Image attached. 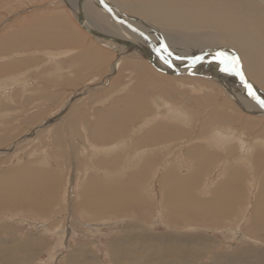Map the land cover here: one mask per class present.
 I'll list each match as a JSON object with an SVG mask.
<instances>
[{"label":"bare ground","instance_id":"bare-ground-1","mask_svg":"<svg viewBox=\"0 0 264 264\" xmlns=\"http://www.w3.org/2000/svg\"><path fill=\"white\" fill-rule=\"evenodd\" d=\"M58 3L63 8L66 6L62 10L58 8V15L47 19L22 17L23 26H15L3 35L0 58L5 62L0 65V77L5 76L9 81L1 83L0 98L16 99L18 108L14 109L23 110H29L36 102L39 107L48 101L60 104L70 96L61 90L68 88L67 91L75 94L80 84L87 83L83 89L91 94L99 86H94L96 80L105 77L111 80L109 97L123 93L108 108L95 111L93 119L74 110L72 104L57 123L61 127L55 128L53 124L52 145L58 149H52L55 157L62 156V148L66 150L71 145L70 136L74 135L76 141L82 142V155L88 152L87 147L102 154L91 165L105 170V181L95 175L96 179L91 176L83 184L81 198L70 210L78 221L75 222L86 218L104 222L94 224L96 233L106 224L111 227L126 223L122 236L107 240L106 255L110 257V264H264V251L250 244V241L257 243L264 233V107L248 94L239 76L222 71V65L214 59L219 52L239 57L245 80L264 99V0H64ZM0 22L5 23L2 18ZM162 42L168 46L171 57L157 53ZM84 45L87 47L83 48ZM32 47L48 60L69 67L67 73H58L59 69L54 67L37 71L33 79L11 76L38 63L37 56L23 54ZM50 48L64 50L52 52ZM198 56L203 59L193 63L192 58ZM86 72H95L90 81L86 79L91 75L85 76ZM26 79L32 85L21 88L19 81ZM125 79L128 82L124 84ZM184 84L190 86L186 88ZM90 85H93L91 89ZM25 90L31 94L21 104L18 98ZM189 91L200 95L194 98ZM8 105L0 100V131L3 132L14 129L15 124L7 120L12 116L11 112L5 113L11 109ZM136 122L142 124L130 131ZM15 132L13 140L17 137ZM132 132L131 139H135L127 147ZM6 135L0 133V149L9 143ZM186 138H190V146L187 154L184 150L181 152V157L188 162L187 173L183 175L175 170L174 175L168 168L158 177L161 166L152 165L150 155L160 145L164 151L182 150ZM177 141L180 147L175 144L167 150L164 148ZM73 143L77 153L79 146L75 140ZM121 155L126 162H121ZM135 162L138 170L126 172L130 166L135 167ZM30 163L0 175V221L3 212L34 214L37 218L30 224L36 230L64 242L65 237L76 235L75 230L71 231L75 222L61 228L46 225L49 215L62 210L51 211L58 203L62 204L59 202L60 177L54 170H41ZM135 186L145 188L149 196L157 194L159 203ZM248 198L253 200L250 208ZM246 213L249 223L246 222L248 230L243 236L239 226L245 221ZM239 214L243 219L237 223ZM111 219L118 221L112 223ZM7 222H0V264H34L40 260L44 246L50 244L48 236L17 238L16 231L12 233ZM155 225H162L166 232H151L149 227ZM6 233L9 236L5 237ZM218 233L223 239L214 235ZM228 237L239 243L244 240L250 243L239 250L235 243L227 242L232 252H222L223 241ZM91 247L89 242L74 247L67 254L66 264H102V255Z\"/></svg>","mask_w":264,"mask_h":264},{"label":"rangeland","instance_id":"rangeland-1","mask_svg":"<svg viewBox=\"0 0 264 264\" xmlns=\"http://www.w3.org/2000/svg\"><path fill=\"white\" fill-rule=\"evenodd\" d=\"M62 1L64 2V0H55V1L54 0H0V19L2 18V20L5 21V23L4 22H2V23L0 22L1 23L0 29L3 26H5L6 24L8 25L4 31L0 32V40H2L4 38V36H6L7 34H9V32L12 31L15 26L16 27L17 26L18 27L23 26L24 22H23V24H21L22 23L21 21L24 20V19L27 20V18H30V17H31V19H33V18H36V19H47V18H51L52 16L58 15L60 9L62 10V9H65L66 8L65 5H64V8H63V6H62L63 4L58 3V2H62ZM50 2H52V4ZM68 5H69V3H68ZM58 8H60V9H58ZM26 16H28V17H26ZM22 17L23 18L26 17V18L22 19ZM18 18L19 19L21 18V19H20L19 22H16V20ZM25 25H27V24H25ZM29 25H30V23H29ZM84 47H87V46L84 45L83 48ZM52 49L50 48V51H52V52H56V50L57 51L58 50L59 51H63L64 50V48H58V49L57 48H55V49L52 48ZM47 50H49V49H47ZM37 51H38V49L32 47V48L26 50V52L23 53L26 56H31V55H33V57L34 56L35 57L37 56L36 59H35L38 62V63L36 62L37 64L32 65L30 68L23 69L20 72H17L16 71L11 76L14 75L15 77H18V78H19V76H21V77H25L26 76V78H29L30 77L31 79H33V78H35V76L37 74L36 73L37 71L46 70L47 68H48V70H52L54 67H57V69H59V70H56V72H58V73H62L61 71H63L64 74L67 73L69 67L61 66L60 63H58V62H55L54 63V61H52L51 59L48 60L49 58L47 56H45L44 54L42 55V52H39L38 53ZM35 52L37 53V55H36ZM1 55H3V54L0 53V56ZM22 55H19V56L21 57ZM4 62H5V60L2 59V58H0V65L1 64H4ZM88 73L91 75V78H87L86 80L90 81V79H92L93 76L95 75V72L94 73L93 72L92 73L91 72H86L85 76L86 75H89ZM4 78H5V76L0 77V85H2L4 81H6V82L9 81V80H6ZM107 80H106V77H105V79L102 78V80H96V83L94 84V86H97V85H99V86L98 87H95V90H93L94 93L92 92L91 94H87L88 93L87 89H83L84 86L87 87V83L84 84L83 86L80 84L78 86V88H76V91L77 92L75 94H71L70 91H67L68 88L66 87L67 89H63L60 92H64V93H66L67 96H69V95L70 96L66 100L65 99H62L61 100L62 102L60 101L61 102L60 104L57 103V102H55L53 104L52 102H49L48 101L47 103L44 104L43 107L42 106L39 107L38 106L39 105L38 102H36V104L34 103V104H31L29 106V110H27V109L26 110H23L22 108H20V109H14V108H18V107H16V101H15L16 99L14 101L13 100L10 101L8 98L6 100L4 98V96H2V98H0V100L5 101L6 104H9L7 106L8 108H11V109H8L5 112L6 114H11L12 113L11 114L12 116H9L7 118V120H9L8 122H10L12 124L15 123L14 124V129L12 128V130H8L6 132L5 131L4 132L3 131H0V133H2V134H5V135L7 134L6 136L7 137L9 136L8 137V140L9 139L11 140V141L10 140L9 141L7 140V142H9V143L6 144L7 143L6 142L5 143L6 145L5 146L3 145V148L0 149L2 151V152L0 151L1 152L0 153V170H1L0 173L2 172V174H0V175L9 174L7 172L15 171V169H18V168L22 167L24 164L26 165L27 162H31L30 163L31 166H33L35 168H38V169L42 168L41 170H47L46 168H48L50 170H54V172H56L59 175V177H60V180H61V184H60V186H61V188H60L61 189V193H60V196H61V198L59 199V202L62 203V204H59L58 203V205L52 207L51 211L54 210L52 212H56V211H59L61 209L62 210L60 211L61 213L60 212L59 213H55V214L53 213L52 216L49 215V219L50 220L47 221L48 223L46 222L47 228L48 227L49 228L50 227L53 228V226L54 227H59V228H61L60 226H62V227H64V226L65 227L72 226L73 223L75 221H77V220L76 219L74 220V217H72L70 210H72V207L74 206V202L76 200H79L78 199L79 197L81 198V196H80L81 194L80 193L83 190L82 187L83 188L85 187L84 185L87 184V181H88V179L91 176H94V178L96 179L95 175H98L99 178H101V181H105L104 178H103L104 177L105 170L102 169V168L96 169L95 167H93L91 165V162L94 161L93 159H95V160H97L98 158L100 159V157L102 156V154L101 155L96 154L95 151L91 149V147H87L88 148V152H84V155H82L81 149H80V144L82 142L81 141L80 142L76 141V139H75L76 136L74 135V136H70L72 138L71 145L70 146L69 145L67 146V144H65V146H67L66 147V150H65V147L63 145V147H64V148H62V152H64L62 154L63 157L61 156V157L57 158V156L55 157V154L53 155V153H56V152L53 151L55 149H54V147H53L54 145H52V143L54 144L53 138H55V137H53V134H54V132H53V129H54L53 124L55 125V128L56 127H61V126L58 125L59 124L58 122L60 121V119L62 118V116L65 115V113L68 112L67 110H69L72 107L71 106L72 104L74 106L73 107L74 110H77L78 109L77 111H81L83 114L87 115V117L89 116L90 119H91V117L93 119L95 117L94 115H96V112L95 111H97V110H104V109L108 108L110 105H112V103L116 102L115 99H117L119 96L120 97L123 96V93L121 92L122 94L121 93L120 94L117 93V94H114V95L113 94H110V97H109L108 96L109 95V92L108 91H110L111 80L109 81V78ZM27 81H28V83H27ZM112 81H114V80H112ZM31 82L32 81H30L29 79L28 80L26 79V80H23V81L22 80L19 81L21 88H27L29 85H32ZM127 82L128 81L125 79L124 84L127 83ZM193 84H195V83H193ZM11 85H12V83L9 84L10 87H11ZM184 86L187 88L190 85L189 84H184ZM92 87H93V85L92 86L90 85V89ZM151 89H153V88H151ZM0 93H1V90H0ZM189 93H190V96H192L194 98H197L200 95L199 92L189 91ZM194 93H195V95H194ZM30 94H31V91L25 90V92L22 93V97H19L18 98V102L22 104L24 102L25 98L28 97ZM103 95H104V97H103ZM107 96H108V98H107ZM71 97H73V98H71ZM149 97L151 98L152 96L149 95ZM70 99H71V102L69 103V100ZM182 99L186 101V98H182ZM88 100H90V101L88 102ZM150 100H154V98H151ZM111 101H113V102L111 103ZM67 103H69V105ZM155 105H156L155 103L152 104V107H153L152 110H153L154 114L157 111ZM44 109H46V110H44ZM42 110H44L45 112H43ZM83 111H85V112H83ZM42 113H43V115H42ZM41 115H42V119H41ZM74 122H75V120H74ZM139 124L141 125L142 123L141 122L134 123V127H132L130 129V131H132L135 128L137 129L140 126ZM52 126H53V128H52ZM40 127H46L47 129L46 128L41 129ZM49 127L51 128V130H49ZM79 129H80V127H79ZM24 131H25V133H22ZM26 131H28V132H26ZM13 132L17 133V137H16L15 140H13V136H12V133ZM32 132H34V134L33 135H30V134H32ZM28 135H30L31 137H26ZM48 135L49 136L51 135V138L47 137ZM132 135H134L133 132L130 134V139L127 141V147L129 146V144L131 143V141H133L135 139V137L133 138V140L131 139ZM35 138L38 139V140H36ZM39 138H41V140ZM17 139H19L20 142H18L19 140L16 141ZM50 139H52V140H50ZM24 140L25 141L26 140L28 141V142L26 141V144H28L29 141L31 143H29L28 145H26ZM31 140H33L34 142L32 143ZM73 140H75V142L79 146L77 153L75 152V149H74ZM22 141H23V143H22ZM82 141H83V139H82ZM186 141H187V143L185 145L186 147L183 146L182 150H179V151L178 150H175V152H173V151L171 152L170 151L171 149H170L168 151H164L162 149L163 146L160 145L157 148L159 150L155 151L154 153H152L150 155V161H151L152 165H155V167L161 166V173L158 174V177L161 176L162 171H163V175H164V173L166 172V169H168V168L171 169L170 170V173L171 174H174V175H176V171H178L180 173H183V175H185L187 173V171H188V162H187V160L184 157H181L182 156V153L181 152H183V150H184V153H186V154L188 153L186 150L189 149L188 147L190 146V144L188 142L190 141V138H186ZM17 142H18V144L19 143H22V144H19L18 145V144H16ZM175 144H176V146H175ZM16 145L19 146L22 149H19V147H17ZM21 145H23V146L21 147ZM171 146L172 147L173 146L180 147V144L177 141V142L171 143L168 146H165L164 148L167 150V149L171 148ZM73 149H74V152H73ZM57 150L58 149L56 148L55 151H57ZM16 151H18V152H16ZM33 151H34V153H33ZM85 151H86V149H85ZM92 151H93V155L96 156V157H94L92 155ZM30 153H33V154H30ZM23 155H25V156H23ZM76 155H77V157H76ZM97 155H99L100 157L97 156ZM122 157H123V155H121V157H120L121 162H123V161L126 162L127 159H121ZM83 159H84V161H82ZM131 159H133V158H131ZM58 160H61V162L58 161ZM129 162H132V161L130 160ZM136 163L137 162H135V167L134 166H130V168H128L129 171L127 170L126 172H132V173H133V171L136 172L138 170V166H137L138 163L137 164ZM57 164H58V166H57ZM162 169H164V170H162ZM61 178H64V179H61ZM215 178H216V176L213 177L209 182H207V184L210 185L211 181L213 179H215ZM112 179H113V176H112ZM155 182H156V180H155ZM135 184H137V183H135ZM135 187H137V190L139 189V191H141V193H143L142 191L145 190V188L144 189L142 188V190H141V187H139V188H138V186H135ZM145 194H146V196H149V194L146 192V190H145ZM248 197H250L249 196V193H248ZM149 199L150 200L152 199L154 202L157 201L159 203V199L160 198L158 197L157 194L154 195V193H153V195H150L149 196ZM251 199L252 198H248V200H250L249 201L250 202V205L248 206V208H250L252 206L251 203L253 202V200H251ZM71 204H73V205H71ZM67 207H68V209H67ZM63 209H65V210H63ZM155 209H156V207H155ZM15 213L14 214L13 213H8V212L1 213V215L4 214L3 215L4 217L2 216L0 222L6 224V222L8 221L7 222V225L11 227L12 233L14 231H16L17 238L24 239L23 237H25L26 235H30V236H33V237L41 236V237H44V238L46 237V235L48 236L47 237L48 238L47 239V242H49L50 244L49 245L47 244L46 246H44V249L45 250L43 251L42 257L37 262L35 261L34 264H66V257H67L68 252L70 250H73V248L74 247H77L78 245L79 246L83 245L84 242L91 243L93 245V247H91L90 249H92V250L97 249V250H94V252H96L98 254L100 253L102 255L101 256L102 264H110V261H109L110 260V257L106 255V254H108V251L106 250L107 249V245H106L107 240L112 239V238H116V237H120L126 231L125 226H124V225H126V223H124V225L118 223V224H116L114 226H111V227L107 226V224L104 225V226H101L99 228L100 231H97V233H96V232H94L93 228H95V225H94L95 223L96 224L100 223L99 220L96 221V222H94L95 220L92 221L91 219L86 218V220L83 219L84 220L83 221L81 219L82 221H80L79 218H78L79 223H81V222L82 223L79 224V223H77L78 222L77 221V222H75L76 224L74 223V225H73L74 227L73 226L71 227V231L72 230H75L74 233H76L77 236L76 235L75 236H70L71 238L65 237L67 239L64 238V242H63L57 236L56 237L55 236L52 237L50 235V233H46V232L44 233L43 232V234H42L40 230H36V228L33 227V225L30 224V222H33L37 218L34 214L33 215L30 214V216H29V214L24 213L22 211L21 212L20 211L19 212H15ZM247 213H246L245 221L242 223V226H239V229H242V235L243 236L246 234V232L248 230V228H246L247 225H248L247 223H249L248 222L249 216H248ZM58 214H60V215H58ZM62 214H63V216H62ZM239 216H240V214H239ZM239 216H238V218L236 220L237 223L241 222V220L243 219L242 218V215L240 217ZM108 219H110V218H108ZM68 221H70L71 224H70V222L68 223ZM117 221L116 220L113 221L111 219V222L112 223L113 222L117 223ZM36 222L40 223V220L37 219ZM111 222H109V223L111 224ZM103 223L104 222H101L100 225L103 224ZM201 223H202L203 226L204 225L206 226V224L204 222H201ZM237 223H235L233 225H236ZM50 224H52V225L49 226ZM77 224H78V227H77ZM115 227H117V228H115ZM88 228H91V229H88ZM112 228H113V230H112ZM62 229H64V228H62ZM149 229H150L151 232L156 233V234L164 233L167 230L162 225H155L153 227H149ZM39 231H40V233H38ZM112 231H114V232H112ZM8 234L9 233H6L5 234V237L6 236H9ZM214 235L216 237H219L220 236V233L214 234ZM113 236H115V237H113ZM228 236H230V235H228ZM91 237H92V239L93 238L94 239L92 240ZM220 237L222 238V236H220ZM246 237H249V236L247 235ZM52 239H54V240H52ZM228 239L227 240L224 239V241H223L222 252H224V251H226L227 253L232 252V248H230V247L227 248V246H226L227 242L228 243H230V242L231 243H235L236 249H239V250H241L242 248H246L247 245L251 242L250 244L253 245L255 248H258V249H261V250L264 251V233H261V235L258 237V239H257L258 242L257 243H253V241H250L249 242L248 240H246V241L244 240L243 242H240L239 243L237 241H233L231 237H228ZM60 241H61V243H59ZM62 242H63V247L61 246ZM70 242H72V243H70ZM65 244H66V246H65ZM57 246H58L59 249L56 248ZM64 246L67 249H65ZM71 247H72V249H71ZM56 253H57V255H56ZM53 255H55V256L53 257ZM53 258H55V260ZM104 258H105V260H104ZM52 260H53V262H52Z\"/></svg>","mask_w":264,"mask_h":264},{"label":"snow or ice","instance_id":"snow-or-ice-1","mask_svg":"<svg viewBox=\"0 0 264 264\" xmlns=\"http://www.w3.org/2000/svg\"><path fill=\"white\" fill-rule=\"evenodd\" d=\"M157 53L160 54L161 52L167 53V56L171 57L172 53L169 51L168 46L164 44L163 42L160 45V48L156 49ZM162 59H165V63H169L170 61L166 59L165 57H161ZM177 59H180L181 57H176ZM203 59V57H194L192 58V62L196 63ZM214 59L219 61V64L222 65L221 70L227 73H232L236 76H239L241 81L244 83L245 87L248 89V94L252 96L254 99L257 100V102L264 107V99H260V97L257 96L256 92L253 90V87L251 84H249L244 77V74L241 70L240 60L237 56H228L227 54L223 52H219L215 55Z\"/></svg>","mask_w":264,"mask_h":264}]
</instances>
